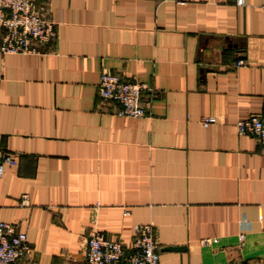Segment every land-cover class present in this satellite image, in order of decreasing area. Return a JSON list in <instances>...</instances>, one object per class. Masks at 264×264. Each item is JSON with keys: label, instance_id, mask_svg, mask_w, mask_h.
I'll use <instances>...</instances> for the list:
<instances>
[{"label": "crops", "instance_id": "crops-1", "mask_svg": "<svg viewBox=\"0 0 264 264\" xmlns=\"http://www.w3.org/2000/svg\"><path fill=\"white\" fill-rule=\"evenodd\" d=\"M42 1L55 41L0 55L18 264H85L89 231L127 247L143 225L160 264H264V155L234 129L264 119V0ZM102 73L143 84L146 116L99 101Z\"/></svg>", "mask_w": 264, "mask_h": 264}, {"label": "built area", "instance_id": "built-area-1", "mask_svg": "<svg viewBox=\"0 0 264 264\" xmlns=\"http://www.w3.org/2000/svg\"><path fill=\"white\" fill-rule=\"evenodd\" d=\"M235 5L241 6L242 0H235ZM55 39L54 24L47 19L42 0H0V55H41ZM146 90L143 84L102 73L96 85V98L116 104L118 116L137 119L147 114L146 103L142 102ZM213 123L211 117L199 121L203 128ZM234 129L237 135L253 139L264 155V119L252 115L236 121ZM6 166H15V161L9 154L0 152V178ZM238 240L242 241L241 235ZM28 253L25 234L0 223V264H18ZM85 264H160L153 226L134 227L127 247L96 230L89 231L85 240Z\"/></svg>", "mask_w": 264, "mask_h": 264}, {"label": "water", "instance_id": "water-1", "mask_svg": "<svg viewBox=\"0 0 264 264\" xmlns=\"http://www.w3.org/2000/svg\"><path fill=\"white\" fill-rule=\"evenodd\" d=\"M174 250H176V249H174Z\"/></svg>", "mask_w": 264, "mask_h": 264}]
</instances>
